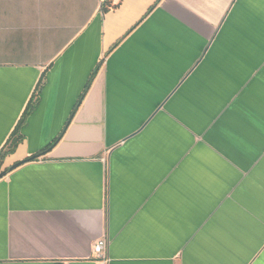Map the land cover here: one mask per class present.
Listing matches in <instances>:
<instances>
[{"label": "crops", "instance_id": "obj_1", "mask_svg": "<svg viewBox=\"0 0 264 264\" xmlns=\"http://www.w3.org/2000/svg\"><path fill=\"white\" fill-rule=\"evenodd\" d=\"M107 1L0 0V264H264V0Z\"/></svg>", "mask_w": 264, "mask_h": 264}, {"label": "trees", "instance_id": "obj_2", "mask_svg": "<svg viewBox=\"0 0 264 264\" xmlns=\"http://www.w3.org/2000/svg\"><path fill=\"white\" fill-rule=\"evenodd\" d=\"M105 7H106V8H105L106 10L110 9V7H113V5H112V3H111L110 0L107 1ZM35 106H36V104H35L34 101H31V102L28 104L27 109H26V112H25V114H24V116H23V118H22L23 122L25 121L26 116H28V115H29V114L35 109ZM18 132H19V131L15 132V133L13 134V136L11 137V141H12V142H11V144H12V145H11V148H9L8 150L0 151V163H1L2 159L4 158V156H5L7 153L11 152V151L13 150V148L16 146L17 142L19 141L21 135H19ZM54 143H55V142H54ZM54 143H52L51 145H49V147L46 148L45 150H43L41 153H44V152H46L48 149H50V148L54 145ZM38 155H39V154H36V155L32 156V158L38 157Z\"/></svg>", "mask_w": 264, "mask_h": 264}, {"label": "built area", "instance_id": "obj_3", "mask_svg": "<svg viewBox=\"0 0 264 264\" xmlns=\"http://www.w3.org/2000/svg\"><path fill=\"white\" fill-rule=\"evenodd\" d=\"M103 3H104V1H103ZM107 247H108V239L106 237H103L102 239L98 240L95 243L94 252L98 256H103L107 251Z\"/></svg>", "mask_w": 264, "mask_h": 264}, {"label": "water", "instance_id": "obj_4", "mask_svg": "<svg viewBox=\"0 0 264 264\" xmlns=\"http://www.w3.org/2000/svg\"><path fill=\"white\" fill-rule=\"evenodd\" d=\"M18 165H19V163L16 164V166H18ZM6 174H7V171H3V172H1V173H0V178L4 177Z\"/></svg>", "mask_w": 264, "mask_h": 264}]
</instances>
